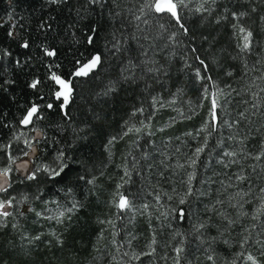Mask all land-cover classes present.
<instances>
[{"label": "trees", "instance_id": "obj_1", "mask_svg": "<svg viewBox=\"0 0 264 264\" xmlns=\"http://www.w3.org/2000/svg\"><path fill=\"white\" fill-rule=\"evenodd\" d=\"M151 2L0 0V169L43 134L0 264H264V0H183L187 32Z\"/></svg>", "mask_w": 264, "mask_h": 264}, {"label": "snow or ice", "instance_id": "obj_2", "mask_svg": "<svg viewBox=\"0 0 264 264\" xmlns=\"http://www.w3.org/2000/svg\"><path fill=\"white\" fill-rule=\"evenodd\" d=\"M97 0H92V3H96ZM183 5V0H152L151 3H149L147 5V8L150 12L158 14L160 16H170L171 18H173L176 23L183 28V30L185 32H187V29L184 28L183 24L181 23V17L179 15V8ZM203 10L202 7L198 8L197 11H201ZM141 14H144V10L141 9ZM235 15V14H234ZM136 20H140V16L136 17ZM145 23H147V21H145ZM163 27V26H161ZM239 32L243 35V44L241 46L242 51L243 50H248L251 46V37H252V33L250 31H247L245 28L240 27L239 28ZM174 35V34H173ZM94 37L92 35L88 36L87 42L89 44H91L93 42ZM24 47H27V44L24 45ZM48 55H55L54 51L53 52H48ZM101 61V57L99 55H95L93 56V58L87 63L82 65L77 72L75 73L77 76H86L88 75V73L95 68ZM201 64H203V61H201ZM196 75L198 78H203L200 76V72L199 69L196 70ZM52 79L54 81H56L57 84L61 85L62 88L64 89L63 91H59L56 93L57 98H60L61 96L63 97L64 100V105H67L68 100H69V94L71 92V88L68 86V83L64 80H62L60 77L56 76L55 74L52 75ZM38 83V81H34L31 85V87L35 88L36 84ZM211 105H212V109H211V116L212 119L215 120L216 119V115H215V109L217 107V100L215 98V94H212V99H211ZM48 107H52V105H48ZM38 112V108L37 106H33L28 112L27 115L21 120L22 124L28 125L32 122V117L34 116V114H36ZM132 129H129V131H131ZM136 131H139V129H136ZM33 140L35 141V138H33ZM25 144L28 145V148L31 149L32 144L28 141L25 140ZM203 151V148H197L196 149V155L198 156L201 152ZM226 155L228 156H235L236 154L234 152H230V153H226ZM262 155H264V153H262ZM28 156V151H23L21 153L20 156L14 157L9 155V163L6 167L0 169V172H2L3 174H5L6 176H8L9 180H11V176L13 174V172H19L21 169L20 167H16L14 168L13 165L16 164V161L18 159H23L24 157ZM257 159H259V157H257ZM192 164H195V160L192 161ZM25 168L27 167V162H24L23 165ZM64 165H62L59 169V171H54V175H60L61 172L64 171ZM35 176V173H28L27 174V178L28 179H33ZM192 176L190 175L189 177V183L191 182ZM238 179H243V177H238ZM8 187H11V183L8 184ZM8 189L7 187H0V191L6 192ZM191 194V187H189V191L186 195H190ZM119 195V203L117 204V207L120 209H124V208H128L129 205V201L127 199V197L123 196V195ZM181 204L185 203V199H181L180 200ZM6 206H13V199H9L7 201H3L0 200V217L3 218H7L8 216L11 215V213H9L8 211H4ZM182 211V210H181ZM61 215H63V213H61ZM3 221L0 220V226H2ZM200 227H204V225H200ZM181 251V249H177V252L179 253ZM211 259V257H210ZM248 260L252 261L253 264H257L255 258L251 255H249L247 257Z\"/></svg>", "mask_w": 264, "mask_h": 264}, {"label": "bare ground", "instance_id": "obj_3", "mask_svg": "<svg viewBox=\"0 0 264 264\" xmlns=\"http://www.w3.org/2000/svg\"><path fill=\"white\" fill-rule=\"evenodd\" d=\"M42 136L43 134L41 132H37L35 137L40 138ZM36 153H37V147L35 144H33L31 149L28 152V156L24 157L22 160L17 161L18 163L17 167H20L21 169L20 171H22L23 173V175H21L22 177L27 178L28 171L32 165V159L35 157ZM24 162H27L26 168L23 166ZM32 172H34L33 169L31 170V173ZM11 182L12 180H9L8 176L0 172V187H7V189H9L10 187H8V184Z\"/></svg>", "mask_w": 264, "mask_h": 264}, {"label": "rangeland", "instance_id": "obj_4", "mask_svg": "<svg viewBox=\"0 0 264 264\" xmlns=\"http://www.w3.org/2000/svg\"><path fill=\"white\" fill-rule=\"evenodd\" d=\"M60 78H61V77H60ZM61 79L64 80V81H66V82L68 83V86L71 88V92H72L71 82L68 81V80H65V79H63V78H61ZM58 85H59V84H58ZM59 86H60L59 91H63L64 89L62 88V86H61V85H59ZM59 91H58V92H59ZM71 92H70V94H69V100H70ZM61 97H62V96H61ZM62 98H63V97H62ZM69 100H68V101H69ZM37 132H40V131H39V130L34 131V135H35V136H36ZM40 138H41V137H40ZM40 138H39V139H40ZM31 144L33 145V144H35V142H33V143H31ZM35 145H37V142H36ZM37 146H38V145H37ZM29 150H30V149H29ZM34 158H35V157H34ZM34 158L32 159V165H31V167H30L28 173H31V170H32V169H33V171H34V163H33ZM17 165H18V163L16 162V164L14 165V168H16ZM20 172H22V171H20ZM16 173H17V175L21 176L19 172H16ZM22 174H23V173H22ZM21 177H22V176H21ZM26 209L28 210V208H26ZM10 210H11V206H6L5 209H4V211H8V212H10Z\"/></svg>", "mask_w": 264, "mask_h": 264}, {"label": "water", "instance_id": "obj_5", "mask_svg": "<svg viewBox=\"0 0 264 264\" xmlns=\"http://www.w3.org/2000/svg\"><path fill=\"white\" fill-rule=\"evenodd\" d=\"M34 138H35V141H34V140H31V143L35 142V144H36V142H37V140H38L39 138L35 137V135H34ZM36 147H37V153H38V146L36 145ZM37 153H36V154H37Z\"/></svg>", "mask_w": 264, "mask_h": 264}]
</instances>
